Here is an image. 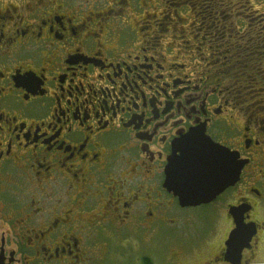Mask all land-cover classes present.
<instances>
[{
  "label": "flooded vegetation",
  "instance_id": "af4514ba",
  "mask_svg": "<svg viewBox=\"0 0 264 264\" xmlns=\"http://www.w3.org/2000/svg\"><path fill=\"white\" fill-rule=\"evenodd\" d=\"M236 222L264 264V0H0V264H229Z\"/></svg>",
  "mask_w": 264,
  "mask_h": 264
},
{
  "label": "water",
  "instance_id": "95a60500",
  "mask_svg": "<svg viewBox=\"0 0 264 264\" xmlns=\"http://www.w3.org/2000/svg\"><path fill=\"white\" fill-rule=\"evenodd\" d=\"M209 143L210 145L207 146L203 152H199L198 150L191 151L189 147L185 148V154L182 157L185 163H182L179 165V168L175 169L170 166L166 172L167 179L174 183L172 179L174 175L182 174L189 168L197 166L206 160L215 161L217 154L215 148H213V144L210 141ZM230 175L225 174L221 169L217 172L215 166H213L209 173V178L196 188L194 194L179 195L176 184L172 185V189L174 194L178 196L181 206H192L201 202L205 203L210 201L218 192L229 184L227 183L226 177L228 176L230 178ZM216 176H218L219 180L216 179ZM248 238L249 228L236 222V228L230 232L225 242L226 250L223 255L229 264H240L241 251Z\"/></svg>",
  "mask_w": 264,
  "mask_h": 264
},
{
  "label": "snow or ice",
  "instance_id": "6c2138e0",
  "mask_svg": "<svg viewBox=\"0 0 264 264\" xmlns=\"http://www.w3.org/2000/svg\"><path fill=\"white\" fill-rule=\"evenodd\" d=\"M224 161L206 160L201 164L189 168L182 174H177L172 177L177 185L179 195L194 194L196 188L209 178V173L213 166L223 165Z\"/></svg>",
  "mask_w": 264,
  "mask_h": 264
},
{
  "label": "rangeland",
  "instance_id": "374dc122",
  "mask_svg": "<svg viewBox=\"0 0 264 264\" xmlns=\"http://www.w3.org/2000/svg\"><path fill=\"white\" fill-rule=\"evenodd\" d=\"M151 250V258L154 261V264H166L163 256H164V249L159 248V244H156Z\"/></svg>",
  "mask_w": 264,
  "mask_h": 264
}]
</instances>
